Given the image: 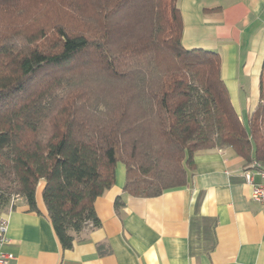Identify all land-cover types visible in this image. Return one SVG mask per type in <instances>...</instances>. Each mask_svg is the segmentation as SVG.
Segmentation results:
<instances>
[{
  "label": "trees",
  "instance_id": "16d2710c",
  "mask_svg": "<svg viewBox=\"0 0 264 264\" xmlns=\"http://www.w3.org/2000/svg\"><path fill=\"white\" fill-rule=\"evenodd\" d=\"M179 0H0V214L43 200L63 249L125 166L124 193L183 187L197 151L264 166V64L247 125L221 57L185 49ZM115 152V158L111 153ZM124 205L118 198L117 209Z\"/></svg>",
  "mask_w": 264,
  "mask_h": 264
},
{
  "label": "crops",
  "instance_id": "0c3cea01",
  "mask_svg": "<svg viewBox=\"0 0 264 264\" xmlns=\"http://www.w3.org/2000/svg\"><path fill=\"white\" fill-rule=\"evenodd\" d=\"M185 49L221 57V77L240 119L248 122L260 96L264 64V0H179ZM247 122L245 123L247 125ZM187 185L154 198L124 193L125 166L94 204L99 227L88 225L63 249L43 200H22L8 220V264H264V210L251 198L245 160L231 149L200 150ZM118 198L124 200L120 209Z\"/></svg>",
  "mask_w": 264,
  "mask_h": 264
},
{
  "label": "built area",
  "instance_id": "2783aa9c",
  "mask_svg": "<svg viewBox=\"0 0 264 264\" xmlns=\"http://www.w3.org/2000/svg\"><path fill=\"white\" fill-rule=\"evenodd\" d=\"M244 177L252 187L251 198L260 203L264 210V166L258 162L251 163L245 170ZM18 199L20 198L17 197L14 203ZM7 233L8 220L0 217V264H8L14 259L12 253L5 251V247L9 243Z\"/></svg>",
  "mask_w": 264,
  "mask_h": 264
},
{
  "label": "rangeland",
  "instance_id": "374dc122",
  "mask_svg": "<svg viewBox=\"0 0 264 264\" xmlns=\"http://www.w3.org/2000/svg\"><path fill=\"white\" fill-rule=\"evenodd\" d=\"M244 122H245V123L247 122L246 119H244ZM111 156H112V158H115V156H116L115 152H112V153H111Z\"/></svg>",
  "mask_w": 264,
  "mask_h": 264
}]
</instances>
